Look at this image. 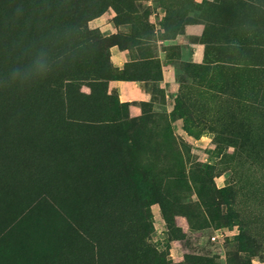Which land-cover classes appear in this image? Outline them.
<instances>
[{"label": "rangeland", "instance_id": "1", "mask_svg": "<svg viewBox=\"0 0 264 264\" xmlns=\"http://www.w3.org/2000/svg\"><path fill=\"white\" fill-rule=\"evenodd\" d=\"M81 3L96 14L87 28L111 45L105 61L81 57L89 61L84 68L106 62L112 77L105 88L112 101L89 103L85 116L111 120L119 132L117 149L138 170L141 164L129 187L117 192L121 201L129 193L134 205L147 202L149 247L163 264H192L189 257L207 264H264V0H0L9 27L7 34L0 30V54L15 33L20 46L35 54L51 48L41 41L51 36V43L55 35L44 29V13L67 4L71 15ZM114 46L128 51L127 63H113ZM252 51L259 69L249 73L244 64ZM27 62L34 67L39 61L33 56ZM3 66L10 71L9 62ZM34 69L37 78L51 82V69ZM136 74L153 82V102L132 106L109 93L111 81ZM165 81L175 83L174 93L167 95ZM79 91L90 93L86 82ZM51 106L45 103L39 112L50 121ZM16 116L0 111V150L10 153L20 144L35 159L49 160L63 147L44 138L37 149L40 128L17 131ZM32 120L24 124L31 127ZM23 171L14 165L5 174L0 168V264H56L61 250L71 264L133 263V253L124 255L132 245L115 222L101 229L86 217L78 221L71 194L52 195ZM149 262L150 256L142 264Z\"/></svg>", "mask_w": 264, "mask_h": 264}, {"label": "trees", "instance_id": "2", "mask_svg": "<svg viewBox=\"0 0 264 264\" xmlns=\"http://www.w3.org/2000/svg\"><path fill=\"white\" fill-rule=\"evenodd\" d=\"M65 8H68L67 4L62 8L59 7L61 10L54 14L51 11L44 13L49 17L45 18L47 23L44 29L48 36L51 35V30L55 31V35L51 38V43V36L49 38L43 36L41 41L44 45L51 44V48L35 54L32 49L20 46L21 38L15 33L10 35L5 44L4 55L2 51L0 54V76L5 77V80L0 78V111L16 113L14 121L16 126L17 123L19 125L17 131L23 129L24 134H30L32 131L35 132V128H40L41 133L36 140L37 149L41 145L39 142L44 138H51V141L63 147L48 160L38 156L35 159L25 146L12 145L10 153L0 150V158L4 159L0 168L6 174L7 169L10 173L16 165L25 169L23 172L27 177L30 176V179L41 181L42 186L54 193L52 195L71 194L81 213V220H78L80 222L86 217L101 229L115 222L118 229L122 230L121 237L132 245V249L128 248L124 252L125 257L133 253L132 264H142V261L149 256V264H163L160 255H157L146 241L150 233L147 202L134 205L129 193L121 201L119 199L123 196L120 197L119 191L117 192L120 186L125 189L129 187L131 182L129 179L142 170L141 164L138 170L132 163L131 157L117 149L120 145L119 132L109 124L112 123L111 120L99 116L92 118L85 116L90 110L85 107L89 103L98 102V99L112 101V97L105 90L107 82L112 80L109 65L101 62V66L94 64L91 67V64H88V68H84L89 61L83 63V60L89 57H92L93 61L96 60V63H99L100 58L105 61L111 47L108 44L109 39L87 28V22L96 14L84 3H81L71 15L65 11ZM5 15L7 13L1 10L0 30L7 34L9 27L6 25ZM70 17L76 24L78 23L76 28L71 26ZM28 40L32 45V39L28 38ZM33 47L35 48L36 45L33 44ZM84 50H88L86 55ZM253 53L254 51L249 52L245 58L244 66L249 73L257 72L259 69V64L250 56ZM33 56L39 61L34 67L27 62ZM75 57L79 65L74 68ZM81 57H84L83 60ZM65 59L71 61L67 66L61 64L59 68L61 60ZM7 62L11 67L9 72L3 66ZM82 63L85 66H82ZM144 66V63H140L137 67ZM34 68L41 71L39 72L41 74L51 69V82L45 76L42 79L37 78V75L30 71ZM131 80L143 79L136 74L135 79ZM4 81L5 83L2 84ZM83 82L89 87V94L79 91V85ZM38 94H44L45 99H37ZM45 103H52L51 121L39 115ZM29 116L33 118L31 127L24 124ZM29 124L31 125V122ZM145 170L150 175L149 168ZM16 171L19 173V169ZM67 255L69 254L59 251L56 264H71L68 263L70 259L67 260ZM189 259L192 264L210 262L203 258L189 257Z\"/></svg>", "mask_w": 264, "mask_h": 264}, {"label": "crops", "instance_id": "3", "mask_svg": "<svg viewBox=\"0 0 264 264\" xmlns=\"http://www.w3.org/2000/svg\"><path fill=\"white\" fill-rule=\"evenodd\" d=\"M127 50H120L117 46L112 47V61L116 66L127 63ZM140 59H132L130 61L137 62ZM145 63V60H143ZM167 87L171 91H167V95L174 93L175 83L167 82ZM109 93L116 95L130 105L143 102H153L155 95L153 93V82L149 80H115L109 83Z\"/></svg>", "mask_w": 264, "mask_h": 264}, {"label": "built area", "instance_id": "4", "mask_svg": "<svg viewBox=\"0 0 264 264\" xmlns=\"http://www.w3.org/2000/svg\"><path fill=\"white\" fill-rule=\"evenodd\" d=\"M218 236H219V233H218V231H216V232H215V235H214V236H212V238H211V239H212V240H215V239H216Z\"/></svg>", "mask_w": 264, "mask_h": 264}]
</instances>
